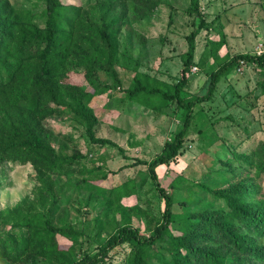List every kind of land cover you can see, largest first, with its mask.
Segmentation results:
<instances>
[{
  "label": "rangeland",
  "instance_id": "1",
  "mask_svg": "<svg viewBox=\"0 0 264 264\" xmlns=\"http://www.w3.org/2000/svg\"><path fill=\"white\" fill-rule=\"evenodd\" d=\"M10 1L21 10L40 12L45 6L44 0ZM69 1L97 17L90 10L96 0ZM200 5L212 24L196 38L195 64L183 92L187 98L205 94L211 71L226 59L235 54L264 51V0H200ZM189 7L190 0L114 2L110 18L116 17L118 83L101 69L91 74L85 66L69 67L65 83L76 84L86 92H94L93 83L98 84L99 91L88 103L98 118L95 136L110 139L116 145L94 142L86 123L58 104L51 103L57 111L42 120L41 125L55 148L77 157L73 165L53 174L55 195L61 198L59 209H41L56 225L71 223L83 230L78 243L57 235L60 249L71 258L96 252L125 224L149 236L161 220L164 199L154 186L148 167L133 163L137 158L151 161L161 152L164 143L182 126V111L176 103L163 106L165 101L159 96L148 97L147 101L131 99L127 89L137 79L168 90L181 78L188 50L187 36L195 27ZM37 22L44 25L41 14ZM263 141L264 70L245 63L221 79L210 101L196 104L180 155L157 168L161 183L174 197L173 212L177 219L181 222L198 210L197 199L212 202L214 208L226 209L225 201L216 199L205 186L221 189L232 185L239 177L229 165L222 164V158H231L233 151L253 155ZM257 160L254 157L253 161ZM237 171L241 172L240 168ZM104 174H108L106 179ZM85 179L108 191L100 195L96 189L90 190L82 182ZM127 182L129 187L134 184L132 193L110 200L109 189ZM255 184L259 189L255 198L264 199V170ZM38 185L32 163L0 158V210L32 199ZM9 229V225L0 227V231ZM130 252V244L118 245L101 264H125ZM149 254L152 264H163L167 252L158 241L150 247ZM34 255L28 252L19 261L0 256V264H60L46 256Z\"/></svg>",
  "mask_w": 264,
  "mask_h": 264
},
{
  "label": "trees",
  "instance_id": "2",
  "mask_svg": "<svg viewBox=\"0 0 264 264\" xmlns=\"http://www.w3.org/2000/svg\"><path fill=\"white\" fill-rule=\"evenodd\" d=\"M119 1L96 0L90 8L96 13L95 18L90 16V11L68 0H44L45 6L40 12L17 9L10 0H0V158L32 163L39 182L32 199L0 210V227L10 226L8 231H0V256L19 261L30 252L35 254L32 257L42 255L60 264H101L115 247L128 243L131 252L125 264H152L149 249L160 241L167 252L163 264H264V199L255 198L259 193L255 179L264 170V141L253 155L233 151L231 158H222V164L229 165L239 177L232 185L221 189L205 186L216 199L225 201L226 209L214 208L212 202L197 199L195 204L199 209L180 222L173 212L174 197L157 173L159 166L180 155L194 120L196 104L210 101L223 77L245 63L264 70V51L235 54L211 71L205 94L195 98L183 95L195 64L196 38L212 24L206 19L200 0H190L195 27L187 36L188 50L183 58L181 78L168 90L137 79L127 89L131 99L147 101L148 97L159 96L165 101L163 106L176 103L182 111V126L164 143L161 152L151 161L137 158L133 163L148 167L153 184L164 199L159 224L149 236L125 224L96 252H85L80 257L71 258L57 244L58 234L76 243L84 235L82 229L71 223L56 225L51 216L41 211L44 207L59 209L61 198L55 195L53 174L73 165L77 157L67 156L55 148L41 125L42 120L57 111L51 103L58 104L86 123L94 142L116 145L110 139L95 136L98 118L88 103L99 91L98 84L93 83L94 92H86L63 80L69 67L78 65L85 66L91 74L104 70L118 83L116 17L110 18V10ZM40 14L44 25L37 22ZM254 157L258 158L257 162L253 161ZM239 168L241 172L237 171ZM252 168L255 174H251ZM82 182L100 195L108 191L92 180ZM128 184L109 189L110 200L129 196L134 184L131 187Z\"/></svg>",
  "mask_w": 264,
  "mask_h": 264
}]
</instances>
